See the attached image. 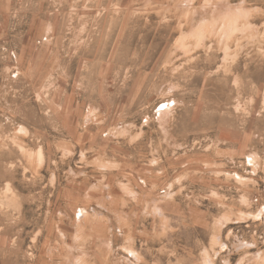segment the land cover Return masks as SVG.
I'll list each match as a JSON object with an SVG mask.
<instances>
[{
  "label": "rangeland",
  "instance_id": "rangeland-1",
  "mask_svg": "<svg viewBox=\"0 0 264 264\" xmlns=\"http://www.w3.org/2000/svg\"><path fill=\"white\" fill-rule=\"evenodd\" d=\"M0 264H264V0H0Z\"/></svg>",
  "mask_w": 264,
  "mask_h": 264
}]
</instances>
